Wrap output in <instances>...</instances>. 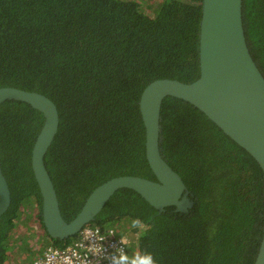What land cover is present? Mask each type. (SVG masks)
Wrapping results in <instances>:
<instances>
[{"label":"trees","instance_id":"16d2710c","mask_svg":"<svg viewBox=\"0 0 264 264\" xmlns=\"http://www.w3.org/2000/svg\"><path fill=\"white\" fill-rule=\"evenodd\" d=\"M202 2L0 0V88L40 92L57 105L60 128L45 164L67 222L112 178L157 180L146 155L141 95L158 79L199 78ZM243 21L264 74V0H243ZM44 122L25 102L0 107L1 166L11 191L0 217V264L13 255L20 225L45 230L32 166ZM161 151L187 187L186 211L160 212L124 188L89 226L117 229L131 250L153 253L157 264H255L264 237V172L255 158L194 105L173 97L162 105ZM136 217L143 232L130 228ZM45 236H36L45 249L78 237Z\"/></svg>","mask_w":264,"mask_h":264},{"label":"water","instance_id":"95a60500","mask_svg":"<svg viewBox=\"0 0 264 264\" xmlns=\"http://www.w3.org/2000/svg\"><path fill=\"white\" fill-rule=\"evenodd\" d=\"M199 55L198 79L190 83L158 79L141 95L146 155L157 180L134 175L112 178L89 195L81 212L70 222L62 215L58 193L45 164V156L60 128L57 105L40 92L0 88V107L7 101H22L45 117L33 148L32 166L43 200V224L50 238L66 240L76 236L94 222L114 194L124 188L134 190L160 212L169 206L186 211L187 187L161 151L162 105L168 97L198 108L253 156L264 172V74L247 43L243 0H203ZM10 205L11 191L0 158V217ZM255 264H264V237Z\"/></svg>","mask_w":264,"mask_h":264},{"label":"clouds","instance_id":"9594fccd","mask_svg":"<svg viewBox=\"0 0 264 264\" xmlns=\"http://www.w3.org/2000/svg\"><path fill=\"white\" fill-rule=\"evenodd\" d=\"M86 226H89V224ZM105 228L107 229V237L117 234L109 227V225H105ZM130 228L137 232H143L145 230L144 222L139 217L133 218L130 223ZM80 232L77 234L78 236ZM107 237L100 234L99 228L95 229V231L86 229L84 232V239L85 241H90L87 251L98 259L106 258L109 261V264H157V260L153 253L146 250H131L129 237L125 234H120L118 246L114 245L113 252L110 254L107 253V250L102 243ZM41 255H39V257ZM33 262H35V260Z\"/></svg>","mask_w":264,"mask_h":264},{"label":"built area","instance_id":"2783aa9c","mask_svg":"<svg viewBox=\"0 0 264 264\" xmlns=\"http://www.w3.org/2000/svg\"><path fill=\"white\" fill-rule=\"evenodd\" d=\"M99 227L86 226L78 236V239L65 247L49 246L43 254L32 264H109L105 259H98L87 251L90 241H85V230L95 231ZM100 229V234L107 237V229ZM117 234L108 236L102 243L104 244L107 253H112L114 245L118 246L120 233L115 228H111Z\"/></svg>","mask_w":264,"mask_h":264},{"label":"rangeland","instance_id":"374dc122","mask_svg":"<svg viewBox=\"0 0 264 264\" xmlns=\"http://www.w3.org/2000/svg\"><path fill=\"white\" fill-rule=\"evenodd\" d=\"M41 226L42 225L38 223L37 227L34 229L33 224L28 222L27 226L24 227L22 224L18 227V233L13 237L12 240V243L14 242L12 244L14 253L11 256L8 264H28L29 261L34 258L32 254L33 250L38 251V255L34 258V260H36L39 255L42 254V252L45 250V248H43V243L36 240L37 233L46 237L45 230L42 229ZM26 227L28 228L27 230Z\"/></svg>","mask_w":264,"mask_h":264}]
</instances>
